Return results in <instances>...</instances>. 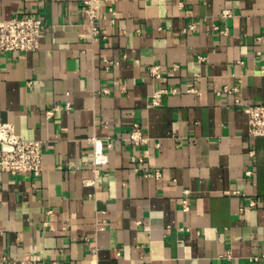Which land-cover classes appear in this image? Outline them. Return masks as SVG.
I'll return each instance as SVG.
<instances>
[{
  "label": "crops",
  "instance_id": "1",
  "mask_svg": "<svg viewBox=\"0 0 264 264\" xmlns=\"http://www.w3.org/2000/svg\"><path fill=\"white\" fill-rule=\"evenodd\" d=\"M84 1L0 0L44 24L37 50L0 51V124L43 147L40 174L0 171V264H264L242 110L264 104V0H98L93 23Z\"/></svg>",
  "mask_w": 264,
  "mask_h": 264
},
{
  "label": "built area",
  "instance_id": "2",
  "mask_svg": "<svg viewBox=\"0 0 264 264\" xmlns=\"http://www.w3.org/2000/svg\"><path fill=\"white\" fill-rule=\"evenodd\" d=\"M98 0H85L82 6L83 13L87 16L90 23L98 18L97 13ZM228 12H223L226 15ZM43 21L37 16H15L7 19H0V51H35L39 48L40 38L43 31ZM191 28L194 25L190 26ZM217 28L216 25L213 26ZM93 33L97 30L93 28ZM110 64L112 62H106ZM152 74L158 76L157 68L150 69ZM235 90V89H234ZM106 92V89H103ZM223 92L231 90L224 86ZM162 90H156L153 93V104H158V98ZM60 106H54L46 111L47 115H52L54 110L60 109ZM65 109H69L66 104ZM243 112L248 118V132L253 136H264V104H249L242 107ZM130 139L135 142H144L137 125L133 126L129 134ZM92 150V170L94 174L99 167L107 163V154L104 151L103 144L96 138H91ZM43 147L42 142L37 139L22 138L16 134L9 124H0V171L11 175L32 174L38 175L43 171ZM146 175H151L147 173ZM156 177L159 172L154 173ZM251 204L254 202L251 201ZM183 210L188 209V205L183 201Z\"/></svg>",
  "mask_w": 264,
  "mask_h": 264
}]
</instances>
